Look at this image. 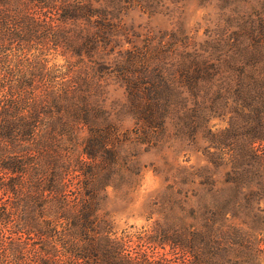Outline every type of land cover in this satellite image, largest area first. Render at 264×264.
<instances>
[{
    "label": "trees",
    "instance_id": "1",
    "mask_svg": "<svg viewBox=\"0 0 264 264\" xmlns=\"http://www.w3.org/2000/svg\"><path fill=\"white\" fill-rule=\"evenodd\" d=\"M116 13L103 0H0V264H264V3L200 41L170 32L115 51ZM62 51L76 63L53 62ZM103 74L124 87L130 130L96 99ZM220 114L207 159L225 168L224 195L118 235L103 204L121 146H154L167 120L193 135Z\"/></svg>",
    "mask_w": 264,
    "mask_h": 264
},
{
    "label": "rangeland",
    "instance_id": "2",
    "mask_svg": "<svg viewBox=\"0 0 264 264\" xmlns=\"http://www.w3.org/2000/svg\"><path fill=\"white\" fill-rule=\"evenodd\" d=\"M103 1L117 10L124 30L114 44L115 51L171 39L170 32L179 35L183 31L200 41L211 31L227 25L231 14L264 3V0ZM54 57L53 62L59 64L77 60L63 51ZM99 79L101 87L96 99L108 119L120 132L130 130L135 124L126 109L123 85L111 75L103 74ZM226 125L224 114L212 115L206 122L200 121L193 135L188 130L182 135L178 131L181 124L167 120L165 131L159 133L160 141L154 146L138 141H127L121 146L115 175L105 190L103 204L118 235L150 233L156 222H162L167 215L183 216L189 208L211 201L215 194V199L224 195L225 168L210 164L207 155L214 151L210 135ZM205 174L207 180L200 178L199 175ZM184 218L190 221L187 216ZM151 245L146 249L149 255L158 257L164 252L161 247Z\"/></svg>",
    "mask_w": 264,
    "mask_h": 264
}]
</instances>
